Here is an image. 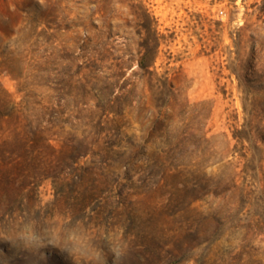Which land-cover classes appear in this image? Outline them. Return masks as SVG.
<instances>
[{
  "label": "rangeland",
  "instance_id": "1",
  "mask_svg": "<svg viewBox=\"0 0 264 264\" xmlns=\"http://www.w3.org/2000/svg\"><path fill=\"white\" fill-rule=\"evenodd\" d=\"M0 264H264V0H0Z\"/></svg>",
  "mask_w": 264,
  "mask_h": 264
},
{
  "label": "trees",
  "instance_id": "2",
  "mask_svg": "<svg viewBox=\"0 0 264 264\" xmlns=\"http://www.w3.org/2000/svg\"><path fill=\"white\" fill-rule=\"evenodd\" d=\"M145 27H146V28H149V29L151 30L152 25H151V23H150V26L147 25V26H145ZM157 45H158V43L156 42V44H155V47H156V48H157ZM72 50H73V52H76V46L73 47ZM150 52H151V51H149V53H150ZM73 54H74V53H73ZM76 60H77V59L73 57V61H74V63H75ZM153 64H154L153 61L150 62V61H148L146 58H142L141 61L139 62V68H140L141 72H142L144 75H150V74H152L150 68L153 66ZM119 66H120V65H119ZM121 69H123V66H122V65L120 66V70H121ZM79 70L82 71V70H83V67H80ZM89 85H90V80H88V79L86 78L85 81L82 82V83L80 84V89H81L85 94H88V87H89ZM94 86H97V85H94ZM94 86H93V87H94Z\"/></svg>",
  "mask_w": 264,
  "mask_h": 264
},
{
  "label": "clouds",
  "instance_id": "3",
  "mask_svg": "<svg viewBox=\"0 0 264 264\" xmlns=\"http://www.w3.org/2000/svg\"><path fill=\"white\" fill-rule=\"evenodd\" d=\"M61 254L66 255L69 258H74L77 255V252L75 248L68 247V248H62L58 250ZM111 251L114 254V257L117 261L121 260L122 254L120 251H118L116 248H112Z\"/></svg>",
  "mask_w": 264,
  "mask_h": 264
}]
</instances>
